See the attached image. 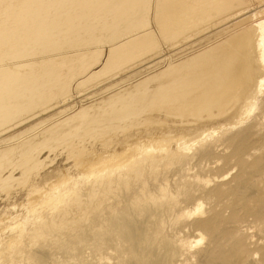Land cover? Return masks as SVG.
<instances>
[{"label": "bare ground", "instance_id": "1", "mask_svg": "<svg viewBox=\"0 0 264 264\" xmlns=\"http://www.w3.org/2000/svg\"><path fill=\"white\" fill-rule=\"evenodd\" d=\"M255 2L264 0H0V258L134 182L142 197L148 177L191 171L199 141L247 122L264 87ZM228 141L248 169V143ZM226 186L206 194L223 202ZM162 191L174 213L179 202ZM219 213L190 225L210 238L199 264L220 260ZM198 214L201 203L181 217Z\"/></svg>", "mask_w": 264, "mask_h": 264}, {"label": "rangeland", "instance_id": "2", "mask_svg": "<svg viewBox=\"0 0 264 264\" xmlns=\"http://www.w3.org/2000/svg\"><path fill=\"white\" fill-rule=\"evenodd\" d=\"M263 11L264 3L255 2L247 12L253 17V24L259 26L262 31ZM262 61L264 65V51ZM74 99L80 107L81 98L75 94ZM221 133L215 135L216 140L211 139L207 142L204 138L205 144H202L201 140L194 146L195 148L190 151L194 159L188 164L191 168L188 173L184 171L178 173L176 177H169L168 182L163 175L156 182L155 179L148 177L146 184L148 187L142 194L145 195L142 196L143 199L137 193L139 188L137 185H140V182H134L136 184H132L129 189H120L115 191V194L112 193L108 199L102 201L103 204L99 203L100 206L90 205L78 213V210H73L68 217V223L70 220L71 223L74 221L72 227L70 223V225L66 223L69 225L68 228L64 224L62 228L49 232L47 237L39 238L43 240H34L33 243H36L34 247L32 241L24 239L20 249L25 251L21 249L22 254L16 255L18 260L12 256L13 261L11 256L5 253L0 258V264H11L12 261V264H199L197 255L210 247V238L203 231H195V227L190 225L216 212H220L228 231L220 234L218 238L216 245L220 260L212 264H264V87L252 105V113L247 122L232 132L229 130L225 136ZM233 135L245 139L247 146L250 147L243 160L249 166L246 170L235 158L236 149L228 141ZM206 151L210 152V155L204 158L202 156ZM57 164L53 165V169L57 168ZM194 176L203 181L195 182ZM206 180H210V184H207ZM219 182L227 184L228 197L223 202L216 203L210 200L206 192L216 187ZM184 184L188 186L184 187ZM85 185L80 183L79 189H85ZM162 188L166 189V195H174L180 204L174 213L168 207L169 201L158 200L163 197ZM2 198L3 196H0V199ZM19 198L20 196L15 200L21 202L25 194L20 200ZM158 203L161 204L160 208ZM199 203L203 205L204 215H193L191 219L188 216L181 217L184 211L193 213ZM235 211L238 212L239 219L233 224L229 221ZM257 211L262 213L261 216L255 214ZM79 215L87 216L81 219ZM51 233H54L55 237L51 236ZM49 237L52 239L49 240ZM202 238L203 241L199 243ZM213 255L214 253L212 257Z\"/></svg>", "mask_w": 264, "mask_h": 264}]
</instances>
